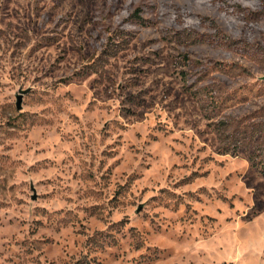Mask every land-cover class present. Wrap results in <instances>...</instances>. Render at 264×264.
I'll use <instances>...</instances> for the list:
<instances>
[{
    "label": "rangeland",
    "instance_id": "1",
    "mask_svg": "<svg viewBox=\"0 0 264 264\" xmlns=\"http://www.w3.org/2000/svg\"><path fill=\"white\" fill-rule=\"evenodd\" d=\"M263 138L264 0H0V264H264Z\"/></svg>",
    "mask_w": 264,
    "mask_h": 264
},
{
    "label": "trees",
    "instance_id": "2",
    "mask_svg": "<svg viewBox=\"0 0 264 264\" xmlns=\"http://www.w3.org/2000/svg\"><path fill=\"white\" fill-rule=\"evenodd\" d=\"M184 79L186 80V77H184ZM262 145L259 148H257V151H255L254 155L250 158V161L256 167H260L261 168L260 170L264 175V146Z\"/></svg>",
    "mask_w": 264,
    "mask_h": 264
}]
</instances>
